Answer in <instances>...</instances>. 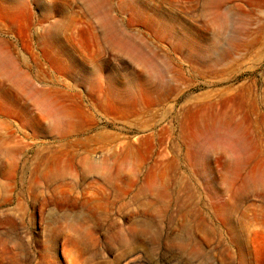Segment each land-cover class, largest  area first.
<instances>
[{
    "label": "rangeland",
    "instance_id": "obj_1",
    "mask_svg": "<svg viewBox=\"0 0 264 264\" xmlns=\"http://www.w3.org/2000/svg\"><path fill=\"white\" fill-rule=\"evenodd\" d=\"M0 264H264V0H0Z\"/></svg>",
    "mask_w": 264,
    "mask_h": 264
},
{
    "label": "snow or ice",
    "instance_id": "obj_2",
    "mask_svg": "<svg viewBox=\"0 0 264 264\" xmlns=\"http://www.w3.org/2000/svg\"><path fill=\"white\" fill-rule=\"evenodd\" d=\"M0 102H2V100H0Z\"/></svg>",
    "mask_w": 264,
    "mask_h": 264
}]
</instances>
